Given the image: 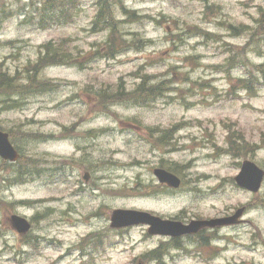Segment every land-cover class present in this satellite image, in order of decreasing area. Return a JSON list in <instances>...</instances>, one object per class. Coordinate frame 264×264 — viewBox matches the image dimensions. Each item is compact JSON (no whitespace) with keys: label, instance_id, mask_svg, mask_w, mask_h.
Masks as SVG:
<instances>
[{"label":"rangeland","instance_id":"obj_1","mask_svg":"<svg viewBox=\"0 0 264 264\" xmlns=\"http://www.w3.org/2000/svg\"><path fill=\"white\" fill-rule=\"evenodd\" d=\"M108 1L118 38L134 42L113 57L111 29L93 23L99 0L66 2L59 14L41 0H0L8 75L25 83L49 41L70 58L39 74L51 90L0 95V129L21 153L0 158V264H264V179L258 193L233 179L244 159L264 169V0ZM156 83L169 90L137 97ZM155 167L181 187L161 185ZM240 206L247 221L205 243L109 221L115 208L187 221ZM12 213L32 222L26 235L9 225Z\"/></svg>","mask_w":264,"mask_h":264},{"label":"water","instance_id":"obj_2","mask_svg":"<svg viewBox=\"0 0 264 264\" xmlns=\"http://www.w3.org/2000/svg\"><path fill=\"white\" fill-rule=\"evenodd\" d=\"M0 157L4 160L16 161L19 153L9 140L7 132L0 130ZM157 179L166 183L170 187L177 188L180 185V178L174 173L163 169L155 168L153 170ZM88 172H85L83 178L88 179ZM264 177V170L258 167L250 160L242 162L239 173L235 176V181L238 186L245 188L251 192H257L260 188L262 179ZM244 208L241 207L236 210L233 215L221 218L211 219H193L188 223H183L173 219H163L148 211L137 209H114L110 216V226L120 228L136 224H148L149 234L169 235L173 237L193 234L198 232L203 227H215L237 223L238 218L242 215ZM11 226L18 233H26L30 228V223L25 217L17 214L9 216Z\"/></svg>","mask_w":264,"mask_h":264},{"label":"trees","instance_id":"obj_3","mask_svg":"<svg viewBox=\"0 0 264 264\" xmlns=\"http://www.w3.org/2000/svg\"><path fill=\"white\" fill-rule=\"evenodd\" d=\"M74 0H41L42 2V10L43 12L49 13H57L62 12L64 8H62L63 4L66 2H70ZM99 10L95 16L94 25L100 24L104 25L106 28L111 29V33L109 35V42H107V55L113 57L114 55L124 52L132 47L133 40L127 38H118V33L116 32V23H114L113 18V11L109 4L108 0H99ZM122 13L126 17V20L129 22L135 21L137 19V14L133 10H128L126 8H122ZM116 32V33H114ZM187 35L192 36L193 33L190 31L186 32ZM58 48L53 42L49 41L43 45V52L38 61L34 64L31 69H27V81L25 83L19 84L17 81V74L8 75L6 71L0 68V95H7V98L11 97L15 94H24L25 92H29V90H51L52 86L51 81L42 80L39 78V74L42 70L53 64H67L70 63V58L68 54L65 53L63 49V53L59 51V49L53 50ZM59 51V52H58ZM65 54L68 56L69 61L60 60L57 58V55ZM59 57V56H58ZM258 71L262 74V79L264 80V64L257 65ZM14 76L16 78H14ZM247 81V79H245ZM168 88L163 87V83H156L152 86L144 89L142 86L138 88V96L137 97H146V98H153L162 95L164 91H168ZM118 93V94H117ZM116 94L121 95L123 92L119 90ZM115 94V95H116ZM101 99L106 101H110L109 97H112L110 94H101ZM115 98L112 101H118L120 98ZM13 107L15 103H11ZM1 128V127H0ZM12 137V136H11ZM13 138H11L12 140ZM14 141V140H13ZM12 141V142H13ZM5 182V180H3ZM160 249L154 250L151 252L150 257L151 259H159L160 258Z\"/></svg>","mask_w":264,"mask_h":264},{"label":"flooded vegetation","instance_id":"obj_4","mask_svg":"<svg viewBox=\"0 0 264 264\" xmlns=\"http://www.w3.org/2000/svg\"><path fill=\"white\" fill-rule=\"evenodd\" d=\"M172 190V189H171ZM227 215V214H226ZM223 216H225V215H223ZM177 219V218H176ZM182 221H184V222H187V221H189V220H187V221H185V220H182ZM247 221V220H246ZM245 221V222H246ZM230 227V226H229ZM232 227V226H231ZM222 227H215V228H213V229H208V228H204V229H201L199 232H198V234L197 235H195V236H192V235H189L188 237H199V238H201V242H203V243H205L206 241H207V239H209V237H210V239L211 238H213L214 237V235L216 234V232L218 231V230H220ZM207 232H210V234L211 235H204V233H207ZM187 237V236H186ZM177 240V238H169V241H176Z\"/></svg>","mask_w":264,"mask_h":264}]
</instances>
